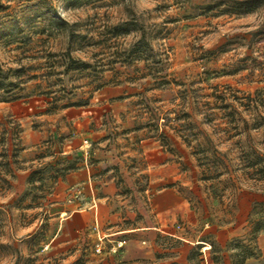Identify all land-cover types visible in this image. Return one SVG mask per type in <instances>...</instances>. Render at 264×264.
Wrapping results in <instances>:
<instances>
[{
	"label": "rangeland",
	"instance_id": "374dc122",
	"mask_svg": "<svg viewBox=\"0 0 264 264\" xmlns=\"http://www.w3.org/2000/svg\"><path fill=\"white\" fill-rule=\"evenodd\" d=\"M233 1L0 0V264L260 257L264 179L242 152L264 156V38L250 36L264 32V8L236 16ZM114 87L119 96L95 100ZM64 105L92 112L85 134ZM201 149L225 154L219 179L202 180ZM82 169L95 189L99 176L114 178L109 228L159 229L127 235L133 261L95 254L90 236L52 244L58 194Z\"/></svg>",
	"mask_w": 264,
	"mask_h": 264
},
{
	"label": "crops",
	"instance_id": "0c3cea01",
	"mask_svg": "<svg viewBox=\"0 0 264 264\" xmlns=\"http://www.w3.org/2000/svg\"><path fill=\"white\" fill-rule=\"evenodd\" d=\"M121 93L122 90L120 87L105 88L98 91L95 100L100 102L105 101L119 96ZM91 113L89 108L85 107H68L63 110V115L66 120L77 124L78 127L76 130L74 129V134L79 135L85 134L83 128L84 123L94 119V117L88 119ZM145 141V139H141L140 144L143 146L144 143H146ZM120 172H124L122 164L120 166ZM90 178V172L82 169L68 176L63 182V192L62 194H58L60 198L59 202L61 203L56 207V214L60 216L61 220L57 233L52 240V244L57 247L68 248L76 245L79 240L90 236L94 238V250V245L98 238H104L107 245L124 240L125 244L118 251V255L123 252L124 261H133L135 258L132 256L133 254L129 252L131 246L127 235L133 233L134 235H143V239L150 238L151 235H154L151 231L157 232L159 229L144 227L130 229L109 228V223H112L111 219L114 218V210L109 202L118 195L114 178L108 175L99 176V183L101 184L99 189L93 188L94 182H92ZM72 182L81 186L79 191H73L77 185L72 187ZM236 233L237 232H234V234ZM221 235L226 238L225 234ZM195 244L197 246L204 243L197 241ZM258 247L260 249V257L247 259L244 264H264L263 234L258 237Z\"/></svg>",
	"mask_w": 264,
	"mask_h": 264
},
{
	"label": "trees",
	"instance_id": "16d2710c",
	"mask_svg": "<svg viewBox=\"0 0 264 264\" xmlns=\"http://www.w3.org/2000/svg\"><path fill=\"white\" fill-rule=\"evenodd\" d=\"M233 8L232 11L230 12L233 15L236 16H243V15H248V14H252L255 13L256 11L264 8V0H242V1H233ZM115 30L119 31L120 34H129L131 31H134L132 29H128V28H122L121 26H115ZM257 35H262L264 38V32L262 31H257L254 33H251L250 36H252V38H254ZM264 40V39H263ZM158 83V85H165L168 82L164 79L161 78L160 81L156 82ZM57 101V100H56ZM55 101V102H56ZM82 105H64L62 106L63 109H66L68 107H80ZM231 119L230 121L233 120L232 115L230 116ZM243 123L246 124L245 121H242ZM235 123V122H230ZM261 125H257L254 126L253 129H258ZM233 130L238 129V126L235 125L233 128ZM239 135V134H236ZM207 150L205 149H201L197 152V155L200 154L201 158L198 159V162L200 163V166L204 169V174H203V178L202 180L205 182H209V181H215L216 179H219L220 176L222 175L223 172H219V170L222 169H226V164L223 163V159L225 154L218 152L217 150H213V152L211 153V158H207L206 155ZM244 154V155H243ZM242 159L243 161H246V166L245 169L246 170H254L255 172H253L254 175L258 176L259 180L264 179V156L256 151H249V152H242ZM249 173V172H247ZM246 175H249L247 174ZM250 179H254L253 176H250ZM262 223H264V219L262 220ZM259 225V224H258ZM264 232V229H261ZM197 248H200V245L196 246ZM255 254L252 253L251 250H249L248 252H246L245 256L243 257V260L252 258ZM257 256V255H255Z\"/></svg>",
	"mask_w": 264,
	"mask_h": 264
},
{
	"label": "built area",
	"instance_id": "2783aa9c",
	"mask_svg": "<svg viewBox=\"0 0 264 264\" xmlns=\"http://www.w3.org/2000/svg\"><path fill=\"white\" fill-rule=\"evenodd\" d=\"M124 244L125 241L121 240L112 243L111 245H107L104 238H98L94 245V252L97 255H103L105 253V248H107L109 254H115L124 246Z\"/></svg>",
	"mask_w": 264,
	"mask_h": 264
},
{
	"label": "bare ground",
	"instance_id": "6f19581e",
	"mask_svg": "<svg viewBox=\"0 0 264 264\" xmlns=\"http://www.w3.org/2000/svg\"><path fill=\"white\" fill-rule=\"evenodd\" d=\"M204 250H208V248H205Z\"/></svg>",
	"mask_w": 264,
	"mask_h": 264
}]
</instances>
